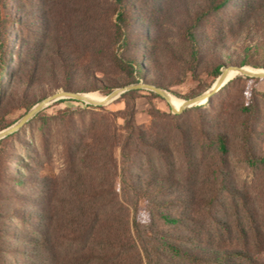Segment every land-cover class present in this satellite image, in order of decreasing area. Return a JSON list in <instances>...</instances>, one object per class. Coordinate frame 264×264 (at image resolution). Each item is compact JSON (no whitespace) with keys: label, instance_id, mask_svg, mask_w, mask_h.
Returning <instances> with one entry per match:
<instances>
[{"label":"rangeland","instance_id":"1","mask_svg":"<svg viewBox=\"0 0 264 264\" xmlns=\"http://www.w3.org/2000/svg\"><path fill=\"white\" fill-rule=\"evenodd\" d=\"M222 1L0 0L8 22L0 25V124L13 125L60 91L102 99L107 87L141 83L184 101L209 90L212 69L240 64L246 46L262 39L253 30L264 31V0L218 8ZM120 8L128 21L121 34ZM118 61H133L140 75ZM254 99L259 114L251 119L242 107ZM248 122L251 153L264 156V78L235 75L211 102L180 114L147 87L103 106L49 103L0 143V264H163L161 233L194 238L204 226L223 251L246 239L264 263V162L248 161ZM218 132L226 152L212 139ZM164 176L197 201L192 212L202 224L165 223L156 212L164 197L131 188ZM205 242L187 246L201 251Z\"/></svg>","mask_w":264,"mask_h":264},{"label":"trees","instance_id":"2","mask_svg":"<svg viewBox=\"0 0 264 264\" xmlns=\"http://www.w3.org/2000/svg\"><path fill=\"white\" fill-rule=\"evenodd\" d=\"M117 1L119 3L123 2V0H117ZM227 3H228V0H223L217 7L221 8L225 6ZM262 20L264 22V18ZM4 22L8 25V22H6V19L0 15V25H3ZM116 26L120 34H121L122 29L128 26V21L126 20L125 13L123 10H121V8L119 10L118 17L116 20ZM253 31H254L252 32L253 35L254 34L259 35L262 39L258 40V42H255L251 45H247L245 48L246 56L244 60H242L240 64H232V65L243 66V65H248V64H254V66L256 67L258 66L264 67V31H263V34H259L260 32L258 30H253ZM116 64L120 69L128 72L132 77H134L135 73L139 74L133 61H126V62L118 61ZM224 66L225 64H219L212 69L211 74L215 79L220 76L222 67ZM245 78L253 79L255 77L245 76ZM105 89L109 90L108 92L109 94L113 91L114 88L107 87ZM130 91L123 93V95L126 93H129ZM211 101H212V97L208 100V102H211ZM242 108L246 115H248L249 117H252L251 119L257 117V115L259 114L258 103L255 99L245 103ZM131 121H132V116H130L129 119L127 120L128 129L135 128ZM9 126L10 125L6 123L0 124V131L8 128ZM250 126H251L250 122L245 124V141L247 144L248 161L252 164L256 162L263 163L264 156L254 157L249 148L250 138H251V133H252ZM14 133L10 134L4 139L9 138ZM130 135H131V138L133 139L134 132H131ZM140 135L141 137L139 139L143 138V134L139 133V136ZM226 138H227L226 134H222L219 132L216 134V136L214 135L212 138L218 145V148L221 152H226L227 150L226 149L227 147ZM2 140H0V143ZM154 181H155L154 183L152 182L150 185H146V188H142V187L138 188L137 184L135 183L131 184L132 185L131 188L133 189L136 195H139L141 193L142 195L147 194L148 196L146 197L151 200L155 199L156 197H164L165 203H163V206L161 202H157L156 212L157 214H159V217H162L165 223L170 224L172 226H177L179 224L183 225V221L188 220L194 224H202L198 220V218H196L195 216L198 213L195 211L192 212L193 207L195 208L198 205L197 201H195V199H191V200L189 199L190 196L185 191V189L181 186L180 187L182 189L179 187V185L181 184L180 182L178 181H176L175 183L170 182L173 180L165 176L159 177V178L156 177L154 178ZM152 197H155V198H152ZM210 205L211 206H208L209 208L208 214L212 212V209L214 207L212 204ZM170 206H178L179 208L187 209V211L188 212L191 211L192 214L190 215L185 214L182 216L173 217V216H169L168 213L164 214L163 212H161L163 211V209L165 208L167 209ZM211 217H212V214H211ZM185 227L187 228V226ZM204 227L205 228L202 230V231L205 230L204 233L201 235L202 231H198L196 235L192 236L194 238H186L187 236H171L164 232L161 233V236L157 239L158 244H155L157 250L161 249V252H158L159 254L158 258H160L159 257L160 254L164 255L170 264L171 263L178 264V260L183 261L185 263H190V264H221L222 262L226 261L228 258L238 257L239 259H244V261L245 259L248 260L249 264H261L260 261H258V259L255 257V255L251 253L252 248L250 244L246 241V239H245V242L242 243L240 248H233L231 250L223 251L222 250L223 246L218 245L216 243L217 238L216 236H213L211 233L212 227L211 226H208V227L204 226ZM188 229L192 231L191 226H188ZM181 237L185 238V240H182ZM204 240H206L205 242L206 248H204V250L196 251V249H193L192 247L187 246L192 243H203ZM167 261L162 262V263L167 264L168 263ZM154 263L155 262H153V260H149L148 258L147 264H154ZM156 264H161V261L158 260Z\"/></svg>","mask_w":264,"mask_h":264},{"label":"water","instance_id":"3","mask_svg":"<svg viewBox=\"0 0 264 264\" xmlns=\"http://www.w3.org/2000/svg\"><path fill=\"white\" fill-rule=\"evenodd\" d=\"M246 66H241V65H230L223 67L221 70L220 76L216 79L215 83L212 85V87L195 96L190 99L184 100V105L180 107L179 109H175L170 101H169V93L161 88H157L154 86L146 85V84H141V83H136V84H131L127 85L124 87L116 88L114 89L111 93L107 94L104 96V100L102 102H93V101H88L86 94L84 93H77V92H66V91H60L56 92L47 98L41 100L38 102L33 108H31L20 120H18L16 123L13 125L9 126L8 128L0 131V140L4 139L5 137L9 136L10 134L18 131L28 120L33 118L39 111H41L46 105H48L51 102H54L58 99L61 98H73L76 100L84 101L90 105L94 106H103L107 105L108 103L114 101L116 98L121 96L123 93L138 89V88H143L147 87L151 90H154L158 94H160L162 97H164L171 105L172 111L175 114H180L182 113L186 108L201 105L205 102H207L215 93H217L223 86H225L228 82L226 81V77L229 72L234 71L236 72V75H242V76H249V77H255V78H264V69L263 70H256V71H248L245 68Z\"/></svg>","mask_w":264,"mask_h":264},{"label":"bare ground","instance_id":"4","mask_svg":"<svg viewBox=\"0 0 264 264\" xmlns=\"http://www.w3.org/2000/svg\"><path fill=\"white\" fill-rule=\"evenodd\" d=\"M245 68H246V70H248V71H256V70H254L253 68H252L253 70L247 68V66H246ZM235 75H236V72H234V71L229 72L228 75H227V77H226V81L228 82V81H229L231 78H233ZM86 96H87L88 101L102 102V101L104 100V98H102V99H101V98H95V97L90 96V95H86ZM169 101H170L171 105H172L175 109H179L180 107H182V106L184 105V101L179 100V99H177L176 97H174V96H172V95H170V94H169Z\"/></svg>","mask_w":264,"mask_h":264}]
</instances>
